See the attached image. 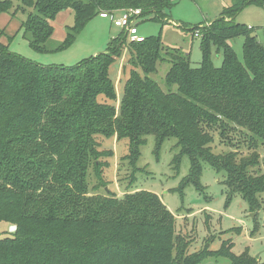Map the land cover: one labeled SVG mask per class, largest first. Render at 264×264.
I'll use <instances>...</instances> for the list:
<instances>
[{
    "label": "trees",
    "instance_id": "1",
    "mask_svg": "<svg viewBox=\"0 0 264 264\" xmlns=\"http://www.w3.org/2000/svg\"><path fill=\"white\" fill-rule=\"evenodd\" d=\"M17 1L20 6L11 13L13 2L0 0V13L14 18L32 9L20 31L33 50L46 53L69 47L104 12L140 9L141 18L153 16L163 23L178 0ZM232 2L219 18L193 28V33L199 31L202 52L197 68L191 66L190 54L176 51L174 59L166 60L159 37L127 45L124 32L111 39L107 52L74 66L38 64L0 41V222L16 227L0 238V264H202L209 258L264 264L249 252L235 255L231 240L219 250L205 247L191 253L190 243L176 234L175 215L152 192L118 198L109 190L104 196L89 190L90 167L100 178L108 166L100 167L99 159L108 153L100 152L99 137L128 140L133 165L149 136L155 138L157 156L164 141L175 138L180 150L175 169L182 156L190 159L180 191L190 184L204 190L205 163L225 174L227 205L238 196L250 212L262 208L264 175L255 171L264 166V157L212 151L214 131H219L216 138L229 141L231 132L243 129L252 135L250 148L264 144V47L253 28L235 21L246 6H263L264 0ZM67 10L74 24L65 41L51 49L52 22ZM241 37L243 60L231 45ZM125 49L134 68L117 112L111 105L117 100L111 68ZM214 49L223 53L221 67L211 59ZM164 61L171 64L166 85L177 87L175 92H166L149 77Z\"/></svg>",
    "mask_w": 264,
    "mask_h": 264
},
{
    "label": "rangeland",
    "instance_id": "2",
    "mask_svg": "<svg viewBox=\"0 0 264 264\" xmlns=\"http://www.w3.org/2000/svg\"><path fill=\"white\" fill-rule=\"evenodd\" d=\"M13 2L11 13L15 12L20 2ZM232 0H178L170 10L166 11L163 23L153 16L140 18L139 35L144 38H160L161 54L166 60L174 59L176 51L180 55L190 54L191 66L200 67L202 52L200 48V35L192 32L198 25H208L219 18L222 11L232 5ZM32 9H26V14L21 12L11 22L7 20V29L1 43L9 45V50L26 59L44 66L63 65L74 66L84 59L107 52L111 39L117 37L121 30L114 26L109 19L97 16L90 21L77 39L66 49L39 53L33 50L29 41L23 36L16 24L22 22ZM70 12V13H69ZM10 16L9 13H0V20ZM237 23L253 28V35L264 47V5L251 4L242 9L236 16ZM74 24V15L71 11L58 14L53 21V38L47 44L49 48L63 43L67 37V29ZM5 25V26H7ZM0 22V29H4ZM129 41L127 42V45ZM244 38L231 42L238 58L243 60ZM128 47V46H127ZM130 52L125 49L121 58L111 69L113 81L117 90V100L114 105L117 112L120 108L124 82L129 77V72L134 68ZM216 67L223 64V53L217 54L215 49L211 57ZM171 68L167 61L158 65L157 72L149 77L155 80L166 92L176 91L177 87L169 88L166 85V75ZM130 70V71H129ZM111 103V102H110ZM215 141L212 151L215 154L225 155L237 152L239 157H247L256 152L264 157V144L258 142L256 148H250L252 135L238 129L230 133L228 140L216 138L219 131H214ZM100 152L108 153L99 159L103 167L101 177L96 175L93 165L89 169L90 195H106V190L123 198L127 193L149 191L158 195L171 213L176 217V234L190 243L191 253L200 251L205 247L219 250L224 241L231 240L234 245L232 252L240 256L246 252L264 262V195L262 208L257 212H250L246 201L241 197H234L227 205L229 190L224 181V173H217L208 164L203 163L201 184L202 192L192 184L185 186L180 191V184L190 172V159L182 156L179 170L175 169L173 162L180 150L176 148L177 140L170 138L164 141L156 155V143L153 136L147 138L146 144L141 148V156L136 164L128 159L129 141L117 140V137L98 139ZM113 152L112 156L109 155ZM255 174L264 175V166L256 169ZM107 185V186H105ZM106 187V188H105ZM257 229V230H256ZM16 227L11 223L0 222V238L13 234ZM256 230L252 235V231ZM202 264H231L225 258H209Z\"/></svg>",
    "mask_w": 264,
    "mask_h": 264
},
{
    "label": "built area",
    "instance_id": "3",
    "mask_svg": "<svg viewBox=\"0 0 264 264\" xmlns=\"http://www.w3.org/2000/svg\"><path fill=\"white\" fill-rule=\"evenodd\" d=\"M100 17L111 20L115 27L125 33L130 43H142L145 41L146 38L139 35L140 9L124 10L114 14L104 12L100 14ZM196 36H198V34Z\"/></svg>",
    "mask_w": 264,
    "mask_h": 264
},
{
    "label": "crops",
    "instance_id": "4",
    "mask_svg": "<svg viewBox=\"0 0 264 264\" xmlns=\"http://www.w3.org/2000/svg\"><path fill=\"white\" fill-rule=\"evenodd\" d=\"M68 11H71V10H67V11H65V12H61L60 14H66ZM72 12V11H71ZM70 13V12H69ZM10 15V14H9ZM103 19V18H102ZM7 20H10L9 22H11L12 20H13V18L11 17V15L10 16H8L7 17V19L6 18H3V21L2 20H0V22H2V26H5V25H7ZM10 24V23H9ZM8 24V25H9ZM8 25L7 26H5V28L4 29H0V32H2L3 31V35H4V33H5V31H6V29H7V27H8ZM52 26H53V22H52ZM21 28V23H19L18 25L16 24V26H15V28ZM54 27V26H53ZM3 35H1L0 36V41H1V39H2V36ZM53 38V37H52Z\"/></svg>",
    "mask_w": 264,
    "mask_h": 264
}]
</instances>
